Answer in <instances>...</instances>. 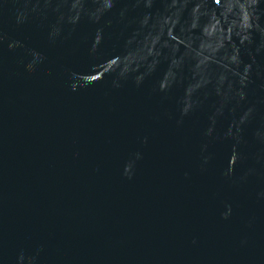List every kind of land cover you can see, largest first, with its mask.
Wrapping results in <instances>:
<instances>
[{
    "label": "water",
    "instance_id": "water-1",
    "mask_svg": "<svg viewBox=\"0 0 264 264\" xmlns=\"http://www.w3.org/2000/svg\"><path fill=\"white\" fill-rule=\"evenodd\" d=\"M0 264H264V0H0Z\"/></svg>",
    "mask_w": 264,
    "mask_h": 264
}]
</instances>
